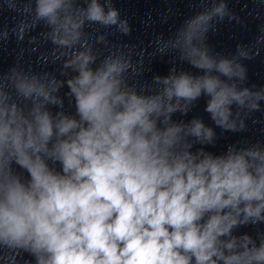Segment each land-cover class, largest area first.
<instances>
[{"label":"clouds","instance_id":"obj_1","mask_svg":"<svg viewBox=\"0 0 264 264\" xmlns=\"http://www.w3.org/2000/svg\"><path fill=\"white\" fill-rule=\"evenodd\" d=\"M225 9L192 19L177 41L205 74L155 77L164 85L155 94L125 86L123 58L90 67V50L65 64L77 72L67 80L74 116L46 109L44 102L62 106L52 95L62 86L55 80L49 90L35 78H14L16 91L34 101L27 113L0 86V248L15 253L0 259L15 264L23 251L35 264H264V239L256 246L248 235H232L264 222V153H193L189 138L211 142L213 130L199 119L171 121L202 94L205 111L226 130L236 127L234 103L259 110L252 99L259 93L221 79H243L244 69L217 63L194 43ZM36 15L54 26L53 43L69 49L80 43L85 20L118 22L117 10L105 13L98 0L86 10H74L73 0H37ZM119 27L129 31L126 21Z\"/></svg>","mask_w":264,"mask_h":264},{"label":"water","instance_id":"obj_2","mask_svg":"<svg viewBox=\"0 0 264 264\" xmlns=\"http://www.w3.org/2000/svg\"><path fill=\"white\" fill-rule=\"evenodd\" d=\"M91 0H73V9H87ZM105 13L109 7L118 12L116 25L105 26L99 22L85 20L80 43L72 49L53 43V28L47 19H38L37 0H0V86L10 94V101L17 103L25 113L34 104L32 98H24L15 89L14 78L19 77L44 84L51 90L52 81L60 85L52 95L62 101L61 105L44 102L53 117L58 112L75 115V101L67 80L74 78L77 72L65 64L76 51H89L95 57L90 65L99 67L109 57L123 58L130 67L123 73L124 84L138 94L150 95L163 90L162 79L155 82V77H168L187 73L202 76L204 70L193 67L184 58L183 46L178 44L180 34L186 30L188 22L201 14L212 12L220 4L226 5L225 15H213L208 21L207 31L196 45L207 52L217 63L221 59L239 64L244 69V78L234 76L231 79L221 77L225 82L235 83L237 90L247 88L251 93H259L260 99H252L259 105V110L250 108L246 101L243 107L235 103L231 106L230 122L235 123V130L217 126L211 115L205 111L209 97L192 101L186 113L176 111L171 121L184 125L199 119L213 130L211 142H198L189 138L195 153L198 149L213 156L225 155L231 148L235 152L245 149L264 153V0H98ZM126 21L129 31L124 33L120 22ZM21 28L23 32L21 33ZM22 36V38H21ZM213 74H218L213 72ZM43 102V98H40ZM175 103V100L172 101ZM181 103H185L181 101ZM243 124V127H241ZM59 168V165L56 166ZM27 176V173H24ZM232 235H248L256 246L264 239V222H249L232 230ZM223 239V238H222ZM9 250L0 248V257L14 255ZM35 264L34 257L20 251L15 264ZM0 264L13 262L0 259Z\"/></svg>","mask_w":264,"mask_h":264}]
</instances>
